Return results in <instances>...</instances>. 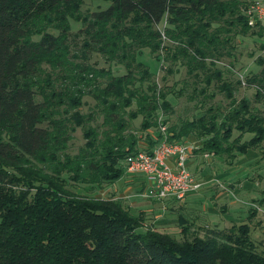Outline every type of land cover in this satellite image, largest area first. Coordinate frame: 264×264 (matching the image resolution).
I'll list each match as a JSON object with an SVG mask.
<instances>
[{
  "label": "trees",
  "instance_id": "obj_1",
  "mask_svg": "<svg viewBox=\"0 0 264 264\" xmlns=\"http://www.w3.org/2000/svg\"><path fill=\"white\" fill-rule=\"evenodd\" d=\"M83 1L0 0V264H264L247 222L198 235L178 215L177 239L152 227L137 231L145 212L132 213L119 197L71 189L114 182L126 156L151 151L159 125L169 141H199L194 155L229 165L258 148L264 160V111L253 105L264 100V60L255 58L260 68L243 83L254 87L251 100H235L239 81L215 65L231 56L236 37L262 39L264 22L249 25L244 13L251 0H103L104 9L85 12ZM69 20L79 23L75 31ZM142 49L184 68L188 101L199 97L203 106L213 86L225 109L208 106L165 126L160 117L187 81L158 85L137 59ZM94 54L123 72L98 67ZM85 96L93 104L82 112ZM137 116L142 135L131 130ZM77 128L83 142L71 154ZM251 202L247 219L264 207V186Z\"/></svg>",
  "mask_w": 264,
  "mask_h": 264
},
{
  "label": "rangeland",
  "instance_id": "obj_2",
  "mask_svg": "<svg viewBox=\"0 0 264 264\" xmlns=\"http://www.w3.org/2000/svg\"><path fill=\"white\" fill-rule=\"evenodd\" d=\"M107 5L108 2L103 0H84L81 10L85 12L104 9ZM68 23L70 31H75L79 27V23L76 21L69 20ZM162 25L160 23L158 27L161 28ZM233 42L235 43V48L232 50L231 56L222 57L215 62V65L223 71L230 69V73L224 72L227 80L233 83L236 80L239 81L233 91L235 100L241 97L251 100L254 87L246 86L243 83H245V77L257 72L260 68V66L256 65L255 58L261 57L264 60V48L262 49L259 46L260 43L264 45V34L261 40L256 37L245 36L236 37ZM137 59L145 64L148 70L155 75L154 79L158 85H173L178 88L183 85V80L187 81L182 95L170 99L171 113L160 117L161 120L166 117L165 126L197 116L208 106L218 107L220 111L227 106V99L222 93L217 92L213 86L206 88V92H213V96L205 98L203 106L197 104L199 97L188 101L186 96L191 92L192 84L190 79L186 77L183 67L177 64H170L169 62H157L149 55L146 49L139 51ZM90 61H95L98 67L106 68L109 66L115 73L123 72L121 66L114 63H106L97 54L92 55ZM167 66L171 67L172 73H166L165 67ZM200 86L201 84L196 85L197 88ZM167 97L170 96L168 95ZM83 101L84 103L80 110L87 112L88 108L93 104L92 100L85 96ZM253 105L262 112L264 111V100L259 103H253ZM139 121L140 116L131 121V130L136 135H142L135 130L138 128ZM235 134L234 132L233 136ZM82 142L81 130L77 128L69 142L68 152L71 154L75 153ZM182 142L192 145L199 144V141L192 136L183 137ZM142 145L143 143L140 140V148H143ZM259 156V149L256 148L249 156L237 155L232 160V163L228 165L213 156L200 158L194 155L193 161L190 163L187 161L186 166L191 176L196 181H199L201 185L196 191L197 194L195 193L196 196L191 199L192 203L189 206L191 208H186L183 206V202L179 201L164 203L168 199L158 201L145 197V187L139 185L141 183L140 177L142 176L140 173H126L124 171L114 182L89 192L80 186L72 187L71 189L77 193H87L97 197H119L132 213L145 212V220L142 227L138 228L137 231L152 227L169 233L177 239L180 238L178 225L176 224L178 215L192 221L193 224L190 230H196L198 235H202L205 229L228 227L233 222H247L255 248L264 253V207L257 208V213L250 219L246 218L247 207H253L254 205L251 199L256 198L259 189L264 186V160L259 159ZM127 185H131L128 192H126Z\"/></svg>",
  "mask_w": 264,
  "mask_h": 264
},
{
  "label": "built area",
  "instance_id": "obj_3",
  "mask_svg": "<svg viewBox=\"0 0 264 264\" xmlns=\"http://www.w3.org/2000/svg\"><path fill=\"white\" fill-rule=\"evenodd\" d=\"M244 13L248 24L255 20L264 22V0H251ZM161 137L150 152L137 151L126 156L127 173H140L145 182L144 196L154 200H181L187 193L197 191L201 183L190 174L186 163L193 156L195 145L169 141L165 127L158 126ZM209 154L203 153L207 158Z\"/></svg>",
  "mask_w": 264,
  "mask_h": 264
},
{
  "label": "crops",
  "instance_id": "obj_4",
  "mask_svg": "<svg viewBox=\"0 0 264 264\" xmlns=\"http://www.w3.org/2000/svg\"><path fill=\"white\" fill-rule=\"evenodd\" d=\"M197 157H200V158H202L201 156H198V155H196ZM193 159H194V154H193V156L188 160L189 161V163L191 162V161H193ZM199 159V158H198ZM189 167V166H188ZM132 177V176H131ZM133 181V180H132ZM140 186L141 187H145V182H144V180H143V177L141 176L140 177ZM131 188V185L130 186H126V192H128V190ZM196 191H193V192H189V193H187L181 200H173V199H168V200H165V202L164 203H170V202H172V201H179V202H183V206H185L186 208L187 207H189L190 205H191V203H192V200L191 199H193V197H195L196 196ZM189 208H191V207H189Z\"/></svg>",
  "mask_w": 264,
  "mask_h": 264
}]
</instances>
